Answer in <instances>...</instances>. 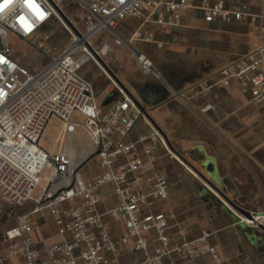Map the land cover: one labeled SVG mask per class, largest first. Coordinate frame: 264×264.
<instances>
[{"label": "built area", "instance_id": "obj_1", "mask_svg": "<svg viewBox=\"0 0 264 264\" xmlns=\"http://www.w3.org/2000/svg\"><path fill=\"white\" fill-rule=\"evenodd\" d=\"M65 2L0 0V203L9 207V215L15 219L12 227L0 226V263L21 256L26 264H119L123 248L130 245L141 255L132 264H197L199 257L206 256L210 257L206 264H227L228 258L211 241L216 231L191 239L182 228L175 240L170 232L175 213L151 210L171 193L168 177L156 165L159 156L154 144L186 169L189 166L119 85L123 96L109 108L99 105L93 85L80 69L90 61L100 64L103 57L112 56L109 45L94 46L95 37L103 31L111 32L119 45L132 46L139 37L145 42L156 41L150 35L140 36V32L128 39L122 37L116 22L126 17L139 20L143 31L147 27L179 28L188 12L200 13L206 22L230 23L245 20L247 11L229 6L226 0H76V15L84 24L81 30L62 8ZM259 2L262 11L251 14L250 20L259 25L260 43L254 51L222 67L216 83L228 85L238 80L257 103H263L264 0ZM52 20L70 32V44L57 54L46 44L50 37L46 25ZM11 34L30 40L49 58L48 63L36 72L21 64L5 43ZM135 61L143 73L157 72L144 53L135 51ZM197 87L205 90L210 83L202 80ZM77 113L85 118V127L75 121ZM54 118L63 126L61 138L69 135L70 143L61 141L57 150L49 152L39 142ZM141 120L148 121L150 131L133 138ZM78 128L88 134L89 143L80 141ZM93 160L100 172L85 179L83 169ZM42 181V194L35 200ZM109 185L115 204L102 212L103 190ZM32 200L36 202L30 212L18 211ZM45 209L53 215L57 234L62 237L47 248V260H43L34 236L35 217ZM254 216L263 223V217ZM240 219L256 224L246 216ZM116 223L125 229L119 236L113 235Z\"/></svg>", "mask_w": 264, "mask_h": 264}, {"label": "crops", "instance_id": "obj_2", "mask_svg": "<svg viewBox=\"0 0 264 264\" xmlns=\"http://www.w3.org/2000/svg\"><path fill=\"white\" fill-rule=\"evenodd\" d=\"M226 2L236 9H245L247 18L242 22H206L200 13L188 12L184 16L183 26L179 28L147 27L141 31L139 20L126 17L116 22V31L122 37L128 39L140 32V36L150 35L156 41L163 42V46H159L156 41L145 42L141 37L132 46L119 45L114 42V36L109 31L98 34L94 46L98 48L106 44L112 48V56L103 57L101 61L150 111L148 113L153 120L166 133V140L172 150L189 166L186 169L179 160L171 159L164 149L154 144L159 156L156 165L168 177L171 193L169 198L158 201L151 210L175 213L170 231L173 239L180 238L182 228H186V236L191 239L205 231H216L211 241L228 258L227 264H264V243L261 242L264 232L256 224L242 222L223 199L205 195L207 188L197 184L195 179V174L203 178L206 175L212 181L217 179L219 183L223 182L227 192H248L257 186L247 178L264 177V102L257 103L238 80L228 85L216 83V74L222 67L254 51L260 43L259 25L253 24L250 16L259 14L262 7L259 0ZM64 4L70 9H79L76 0H66ZM56 23V20H52L46 25L50 35ZM14 36L31 45L30 40ZM135 51L147 55L161 77L153 73L145 74L141 70L140 74L133 75L126 70L117 58L123 54L134 61ZM13 53L19 61V57ZM88 63L81 67L80 74L93 85L96 95L102 97V106L109 108L124 92L104 74L94 77V83L92 71L86 69ZM202 80H208L210 87L199 90L197 84ZM109 85L113 87L112 90ZM149 131L148 121L141 120L132 137ZM141 154L145 157L143 152ZM93 165V171H86L89 177L100 172L97 164ZM103 193L102 212L115 204L111 185L106 186ZM33 207L27 203L19 212H30ZM259 215L264 218V213ZM9 218L14 219L11 216ZM113 225L114 236L124 232V226L117 223ZM34 236L39 242L43 260H47V248L62 241L48 209L35 217ZM140 256L133 246H126L119 256V264H132ZM172 257L180 259L177 255ZM186 261L189 263V260ZM209 261L208 256L199 257L196 263L206 264ZM0 264L26 263L21 256H11Z\"/></svg>", "mask_w": 264, "mask_h": 264}, {"label": "rangeland", "instance_id": "obj_3", "mask_svg": "<svg viewBox=\"0 0 264 264\" xmlns=\"http://www.w3.org/2000/svg\"><path fill=\"white\" fill-rule=\"evenodd\" d=\"M64 11L66 14L74 21L75 23L78 24L79 28L83 30V23L78 21V16L76 15L75 9H70L66 4L62 5ZM52 41H54L53 44ZM5 43L7 45H10L17 55L19 57V61L21 64H25L29 69H31L32 72L38 71L40 68H42L48 61L47 57L42 54L41 51L37 50L34 46L24 43L23 41L18 40L13 34H11L7 39H5ZM47 47L54 53H58V49L62 47L60 50L65 48L67 45L70 44V32L68 28L64 25H60V23H56L52 27V34L46 41ZM97 44H101L100 42H97ZM3 45V43L0 41V47ZM112 49V48H111ZM117 57V55H116ZM121 63H123L124 67L126 70H128L131 74L137 75L140 74V68L137 67L136 63L133 61L132 57H127V55L120 54L118 58ZM86 69L88 71H92V79L94 80V77L99 76V74H104L105 76H109V78L116 84L118 87V84L115 82V80L112 78V76L107 72V70L104 68V66L96 61L89 62L86 65ZM155 76L161 77L158 72H153ZM90 77V76H89ZM96 80H94V83ZM170 87V86H169ZM109 89L112 90L113 87L109 85ZM171 89V88H170ZM97 102L99 105L102 106V97L99 95L97 96ZM147 111L150 113V111L147 109ZM75 121L77 124L86 126V121L85 118L82 117L81 113H77L75 116ZM63 130V126L61 125V122L58 119H53L51 123L49 124L44 136L41 138L39 142V146L42 147L43 149L47 151H52L55 148H58L59 145L61 144V141L63 144H68L70 143V137L69 135H66L64 138H61V132ZM78 137L82 143H89L90 139L88 134L82 130V128H78L77 130ZM74 145L78 148L77 142L74 143ZM94 163L97 164V160H93ZM94 163L89 162L83 169L84 172V178L88 179V175L85 174V172L89 169L93 171ZM209 163V162H208ZM194 171V170H193ZM192 172V170H191ZM199 172L203 174L202 171L199 170ZM194 173V172H193ZM207 173V172H206ZM208 175V173H207ZM206 178L208 176L204 175ZM195 179L196 183L203 185L204 188H207L205 195L207 196H214V197H219L223 199L225 202H227L228 206L236 212L237 216H245L241 212H239L234 206H232L220 192L214 188V186L211 184L213 182L228 198L232 199L237 205L250 210L253 212L255 215H259L264 213V177H260L256 179L253 176L247 178L250 183L253 181V183L257 186L252 188L248 192H227L224 189V183L217 181H208L205 178L198 176L195 174ZM210 180V178H208ZM222 181L223 178H221ZM258 181V182H257ZM258 183L261 185H258ZM43 185L44 181H42L41 184L38 185L36 188L35 194H34V199H38L43 190ZM257 190V191H255ZM202 192V191H201ZM203 194V193H202ZM202 197V196H201ZM35 200H32L28 204L34 205ZM22 207L18 208V211H20ZM9 207L5 203H0V225L6 226V227H12L15 223L14 219L9 218Z\"/></svg>", "mask_w": 264, "mask_h": 264}, {"label": "water", "instance_id": "obj_4", "mask_svg": "<svg viewBox=\"0 0 264 264\" xmlns=\"http://www.w3.org/2000/svg\"><path fill=\"white\" fill-rule=\"evenodd\" d=\"M60 11V9H59ZM61 12V11H60ZM65 19L68 23V25L70 27H74L73 22L67 17L65 16ZM101 63L103 64V66L105 67V69L108 71V67H106L107 65H104V63L101 61ZM110 73V71H108ZM113 78L115 79V81L117 82V84L141 107V109L144 111L145 115L147 116V118L152 122V124L162 133V135L165 137V139H167V135L166 133L157 125V123L153 120V118L151 117V115L148 113L147 109L145 106H143L140 101L132 94V92H130L129 89L126 88V86L121 82V80L114 74V73H110ZM206 180L210 181L208 178H205ZM211 184L214 186V188H216V190L218 192H220V194H222V196H224L226 198V200L232 205L234 206V208H236L239 212H241L243 215H245L246 217H248L249 219L253 220L256 225L264 232V224L261 222H258L255 219V216L253 214V212H251L250 210H247L239 205H237L232 199L228 198L213 182H211ZM261 242L264 243V233L263 235H261Z\"/></svg>", "mask_w": 264, "mask_h": 264}, {"label": "snow or ice", "instance_id": "obj_5", "mask_svg": "<svg viewBox=\"0 0 264 264\" xmlns=\"http://www.w3.org/2000/svg\"><path fill=\"white\" fill-rule=\"evenodd\" d=\"M7 2H9V3H10V2H11V0H7ZM0 10H2V7H0Z\"/></svg>", "mask_w": 264, "mask_h": 264}]
</instances>
